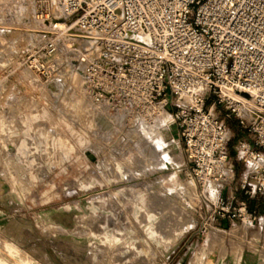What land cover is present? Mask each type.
Listing matches in <instances>:
<instances>
[{
  "label": "rangeland",
  "instance_id": "obj_1",
  "mask_svg": "<svg viewBox=\"0 0 264 264\" xmlns=\"http://www.w3.org/2000/svg\"><path fill=\"white\" fill-rule=\"evenodd\" d=\"M31 2L0 0V264H264V222L216 216L168 114L96 104L85 44L59 37L52 57L31 55L51 36ZM226 122L234 177L218 190L244 200L250 137Z\"/></svg>",
  "mask_w": 264,
  "mask_h": 264
},
{
  "label": "built area",
  "instance_id": "obj_2",
  "mask_svg": "<svg viewBox=\"0 0 264 264\" xmlns=\"http://www.w3.org/2000/svg\"><path fill=\"white\" fill-rule=\"evenodd\" d=\"M31 3L34 20L51 34L31 55L52 57L59 37L71 46L85 44L82 73L96 104L144 121L168 114L194 179L204 195L214 196L207 200L216 216L264 222L244 200L218 190L234 177L230 117L250 137L239 143L240 158L256 163L238 187L264 201V0Z\"/></svg>",
  "mask_w": 264,
  "mask_h": 264
},
{
  "label": "bare ground",
  "instance_id": "obj_3",
  "mask_svg": "<svg viewBox=\"0 0 264 264\" xmlns=\"http://www.w3.org/2000/svg\"><path fill=\"white\" fill-rule=\"evenodd\" d=\"M4 1H5V0H4ZM28 2H31V1H28ZM25 5H26V4H25ZM25 5L23 4L24 7H25ZM30 5H31V4H30ZM19 6H20V5H18V7H19ZM23 6H22V7H23ZM20 7H21V6H20ZM25 8H26V7H25ZM25 8H23V9H25ZM28 8H29V5H28ZM19 9H20V8H19ZM20 10L22 11V9H20ZM53 10H54V13L57 14V8L54 7ZM21 11H20V12H21ZM25 13H26V12H25ZM22 16H24V14H23ZM32 17H33V16H32ZM30 19H31V18H30ZM30 21H31V20H30ZM33 22H34V21H33ZM35 22H36V21H35ZM36 23H37V22H36ZM36 23H35V24H36ZM38 24H39V23H38ZM58 25H59V26H63V23H60V24H58ZM38 26H39V25H38ZM40 26H41V25H40ZM40 26H39V27H40ZM42 28H43V26H42ZM67 43H68V42H67ZM65 44H66V42H65ZM75 45H76V44H75ZM77 48H78V47H77ZM162 153H163V154H160V155H162L163 158H164L165 153H164V152H162ZM162 156H161V158H162ZM255 167H256V163L253 162V161H250L249 168H250V169H254ZM244 176H245V175H244ZM20 182H21V181H20ZM123 190H124V189H123ZM95 222H96V221H95ZM246 223H247V222H246ZM246 223H245V224H246ZM247 225H248V224H247ZM96 230H97V229H96ZM166 235H167V234H166ZM164 239H165V238H164ZM131 243H132V242H131ZM238 249H239V248H238ZM239 252H240V251H239Z\"/></svg>",
  "mask_w": 264,
  "mask_h": 264
},
{
  "label": "crops",
  "instance_id": "obj_4",
  "mask_svg": "<svg viewBox=\"0 0 264 264\" xmlns=\"http://www.w3.org/2000/svg\"><path fill=\"white\" fill-rule=\"evenodd\" d=\"M249 172V169H247L245 172H244V174L246 175L247 173ZM239 197L241 198V199H244V200H246V201H248L247 203H248V205H249V208H251V209H255L256 207H257V205H258V199H255V198H249V197H247V196H245V195H239Z\"/></svg>",
  "mask_w": 264,
  "mask_h": 264
}]
</instances>
